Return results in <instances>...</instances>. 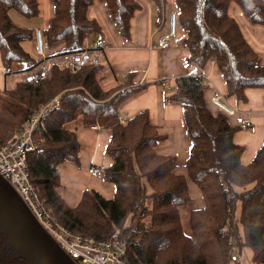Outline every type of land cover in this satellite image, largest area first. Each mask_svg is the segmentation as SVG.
I'll use <instances>...</instances> for the list:
<instances>
[{"label":"trees","instance_id":"1","mask_svg":"<svg viewBox=\"0 0 264 264\" xmlns=\"http://www.w3.org/2000/svg\"><path fill=\"white\" fill-rule=\"evenodd\" d=\"M53 15L42 30L48 57L75 54L85 40L98 32L89 19L93 0H50ZM118 33L129 37L130 22L140 9L137 0H102ZM160 4L161 0H151ZM236 5L253 25H264V0H175L180 43L189 51V62L199 67L213 61L226 85L227 96L247 101L249 89L264 90V66L228 13ZM26 18L39 15L37 0H0V61L4 76L15 74L13 65L30 72L41 63L23 47L34 39V30L15 24L9 10ZM102 65H86L75 71L52 66L38 83L18 80L0 89V147L19 138L38 108L57 97L58 106L41 118L32 137L35 149L26 155L28 180L53 220L74 235L95 241L116 235L126 246L131 264H230L232 249L251 250V264H264V139L252 160L244 165L242 145L233 136L239 126L205 101L207 84L194 76L178 77L163 100L182 108L189 141L185 161L187 176L176 173L174 155L159 154L164 139L146 110L124 122L121 105L144 88L133 75L104 91L98 77ZM100 127L110 132L105 154L111 160L101 168V179L114 195L104 198L93 189L82 192L75 207L59 194V167L78 165L80 144L75 129ZM190 180L201 193L203 206L189 213L190 235L185 234L180 208L192 197Z\"/></svg>","mask_w":264,"mask_h":264},{"label":"crops","instance_id":"2","mask_svg":"<svg viewBox=\"0 0 264 264\" xmlns=\"http://www.w3.org/2000/svg\"><path fill=\"white\" fill-rule=\"evenodd\" d=\"M137 1L140 9L131 19L128 38L122 37L116 30L104 1L93 0L87 12L88 18L95 20L100 30L88 35L89 43L85 42V47L88 48L95 42L106 45L105 62L98 73L102 90L107 91L116 87L118 81L125 80L130 74L133 75L131 79L134 84L144 86L121 105L120 119L125 121L138 111L146 110L151 122L158 127L164 137L157 144V152L174 155L177 160L176 173L187 176L184 164L188 155L189 141L183 125L182 108L177 103L164 101L163 95L174 89L178 77L202 75L200 79L207 84L205 101L213 112L216 110L211 105V99L216 92H219L228 104L238 106L243 111V115L254 125L255 132L251 133L248 129L239 128L233 136L234 142L244 147L241 162L244 165L248 164L264 139V90H247L246 102L227 96V85L213 61L207 62L202 68L196 63L189 62V51L179 41L182 36L181 31L178 34L179 29L174 38L168 39V48H158L159 38L168 31L169 15L176 11L175 0H161L160 4L151 0ZM37 2L41 22L37 23L40 25L29 28L42 31L47 28L53 15L52 4L50 0H43V5L40 0ZM228 13L237 22L243 36L258 54L259 64L264 66V25H253L248 22L236 5H231ZM27 45L29 50L26 51L37 58L34 39L27 42ZM61 48L62 45L58 44L46 51V55L59 52ZM12 68L15 74L6 77L0 74V89L12 88L25 74L22 64L16 63ZM163 81L169 84V91L163 89ZM69 128L75 129L80 144L79 162L78 165L72 162L60 165L62 187L59 189V194L68 207H75L86 189H93L104 198L111 199L114 195L113 186L87 173L90 167L103 168L111 164V160L105 154L110 132L100 127L83 128L80 122L70 124ZM187 182L192 201L180 208V219L185 234L190 235L189 213L192 209L201 208L203 200L197 186L189 179ZM251 256L250 250V260ZM235 264H239L238 261Z\"/></svg>","mask_w":264,"mask_h":264},{"label":"built area","instance_id":"3","mask_svg":"<svg viewBox=\"0 0 264 264\" xmlns=\"http://www.w3.org/2000/svg\"><path fill=\"white\" fill-rule=\"evenodd\" d=\"M176 29L177 12L173 11L169 15L168 31L166 35L159 38L157 47L160 49L168 48V39L175 37ZM34 42L36 53L41 58V63L34 70L22 75V80L27 83H38L46 79L49 76L51 67L54 65L59 68L75 71L89 64L99 66L105 62L104 50L106 49V45L102 42H95L90 47H86L75 54L53 57L46 56L47 44L43 40L40 30L35 31ZM194 77L201 78L203 76L194 75ZM162 87L166 91L170 90L167 82H164ZM211 105L233 117L239 128L248 129L251 133L255 132V127L251 120L243 115V111L238 106L228 104L221 93L216 92L214 94L211 99ZM57 106V97L41 105L31 115L22 135L11 143L0 147V177L10 185L35 220L69 257L73 264H131L125 258V244L119 241L116 235H113L109 240L95 241L92 238L74 235L66 228L57 224L51 218L49 210L42 206L37 192L28 180L26 155L35 149V142L32 137L33 130L41 118L52 112ZM87 173L93 178L101 179L102 171L99 167H90ZM235 249L233 248L232 252V263L238 261L236 252H234Z\"/></svg>","mask_w":264,"mask_h":264},{"label":"water","instance_id":"4","mask_svg":"<svg viewBox=\"0 0 264 264\" xmlns=\"http://www.w3.org/2000/svg\"><path fill=\"white\" fill-rule=\"evenodd\" d=\"M0 231L27 264H73L1 177Z\"/></svg>","mask_w":264,"mask_h":264},{"label":"rangeland","instance_id":"5","mask_svg":"<svg viewBox=\"0 0 264 264\" xmlns=\"http://www.w3.org/2000/svg\"><path fill=\"white\" fill-rule=\"evenodd\" d=\"M40 1H41V5H43V0H40ZM9 14H10V17L12 18V21L15 24H17V25H19L21 27H24V28H29V27L34 26V25H40V24H37V23L38 22H41V17L40 16H37L35 18H26L23 15H21L22 16L21 17L20 14L16 10H14V9L9 10ZM177 30H178V34H179L180 31L182 32V30H181V28L179 26V23H177L176 32H177ZM27 42H29V41H25L23 43V47H24L25 50H29L28 49ZM85 42H86V44H88L89 43V38H86ZM29 46H31V44ZM36 56H37V58H40L37 55V53H36ZM0 74H3V67H2L1 61H0ZM232 251H233V249H232ZM234 252H236L235 254H236L237 258H238V263L239 264H251V261H250V250H249V248H247V247L243 248L241 254H239V252L237 251V249H235ZM233 264H235V263H233Z\"/></svg>","mask_w":264,"mask_h":264},{"label":"flooded vegetation","instance_id":"6","mask_svg":"<svg viewBox=\"0 0 264 264\" xmlns=\"http://www.w3.org/2000/svg\"><path fill=\"white\" fill-rule=\"evenodd\" d=\"M0 264H27L10 246L0 231Z\"/></svg>","mask_w":264,"mask_h":264},{"label":"bare ground","instance_id":"7","mask_svg":"<svg viewBox=\"0 0 264 264\" xmlns=\"http://www.w3.org/2000/svg\"><path fill=\"white\" fill-rule=\"evenodd\" d=\"M35 31L36 30H34V33H35ZM164 82H166V81H163V83ZM213 106V108L215 109V110H217V112H221L219 109H217L214 105H212ZM221 113H223V112H221ZM224 115H226L227 117H229L235 124H236V121H235V119L233 118V117H231V116H229V115H227V114H225V113H223ZM51 218H52V216H51ZM53 219V218H52ZM39 224V223H38ZM26 262V261H25ZM27 263V262H26Z\"/></svg>","mask_w":264,"mask_h":264}]
</instances>
